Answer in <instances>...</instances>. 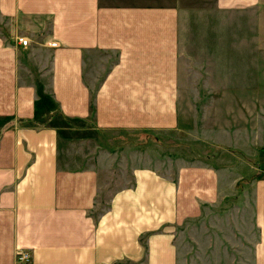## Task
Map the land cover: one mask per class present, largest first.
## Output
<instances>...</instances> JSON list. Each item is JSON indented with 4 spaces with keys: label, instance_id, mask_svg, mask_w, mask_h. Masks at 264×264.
Instances as JSON below:
<instances>
[{
    "label": "crops",
    "instance_id": "crops-1",
    "mask_svg": "<svg viewBox=\"0 0 264 264\" xmlns=\"http://www.w3.org/2000/svg\"><path fill=\"white\" fill-rule=\"evenodd\" d=\"M185 1L0 0V264H177L169 225L232 196L229 165L194 163L179 168L178 212L169 196L157 204L143 186L153 184V172L138 169L136 189L115 192L101 206L105 160L60 166L63 127L53 123L63 116L82 119L89 132L184 127L180 68L191 9ZM212 8L254 10L259 26L264 23V0H216ZM18 35L46 58L40 52L31 63ZM95 58L109 61L100 78L90 77ZM255 84L264 88L261 80ZM40 94L51 97L57 107L51 111L62 117L19 127L21 119L46 120L51 107L36 109ZM251 177H244L255 189L245 197L253 211L249 241L252 261L264 264V177ZM18 249L31 259L18 262Z\"/></svg>",
    "mask_w": 264,
    "mask_h": 264
},
{
    "label": "rangeland",
    "instance_id": "rangeland-1",
    "mask_svg": "<svg viewBox=\"0 0 264 264\" xmlns=\"http://www.w3.org/2000/svg\"><path fill=\"white\" fill-rule=\"evenodd\" d=\"M185 2L191 9L185 16L183 39L187 60L180 68V113L186 117L182 119L184 127L167 131L112 128L89 132L83 130L82 119L70 117L67 121L63 117L53 123L63 127L60 166L74 168L88 159L94 164L99 158L105 160L107 169L102 170L99 178L101 206L115 192L136 189V169L150 170L153 184L145 183L144 190L153 193L160 207L161 199L169 196L176 201L171 210L178 212L181 166L229 165L235 178L232 196L204 208L202 215L169 225L176 244L177 264H254L255 252L249 241L253 235L249 227L253 211L245 197L253 196L255 189L244 177L254 178L264 165V88L255 84L261 80L264 86V23L259 26L254 10L242 14L217 12L212 8L216 0ZM261 14L264 16V11ZM43 35H36L37 40L41 42ZM40 49L29 44L26 58L33 63L40 52L46 58L48 53ZM102 53L100 56L104 57L106 52ZM41 60L44 58L38 60V66ZM107 64L109 61L98 58L91 61L90 77L100 78L106 69L101 66ZM34 66L29 64L31 69ZM21 77L25 75L21 73ZM36 80L43 85L42 80L34 77ZM24 120L19 121V127L51 123L50 119L45 124ZM88 124L94 125V119H88Z\"/></svg>",
    "mask_w": 264,
    "mask_h": 264
},
{
    "label": "trees",
    "instance_id": "trees-1",
    "mask_svg": "<svg viewBox=\"0 0 264 264\" xmlns=\"http://www.w3.org/2000/svg\"><path fill=\"white\" fill-rule=\"evenodd\" d=\"M49 107H51L50 109H48V111H47V113L49 112L50 113V115L49 116H45L46 117V120H48V119H50V120H54V118L57 116V114H58V112H52L51 110H56V104L53 102V100L51 99V97L50 96H48V95H46V94H40V98H39V100H37L36 101V109L37 108H39V109H41V110H44V109H46V108H49ZM58 116L60 117L61 115L60 114H58ZM62 117V116H61ZM64 117V119H66L67 121H69L71 118H69V117H65V116H63ZM62 117V118H63ZM57 118V117H56ZM80 119V118H79ZM46 120H43L44 122H42V123H46ZM52 120V121H53ZM24 121H27V123H30V122H34V121H40V120H38V119H25ZM25 125H28V126H34L33 124H25ZM68 126H70L71 127V125H68ZM59 131H60V133H61V127H59ZM61 135H62V133H61ZM263 169H264V165H263V168H261V171H257L256 172V174H257V177L258 178H262L263 177Z\"/></svg>",
    "mask_w": 264,
    "mask_h": 264
},
{
    "label": "built area",
    "instance_id": "built-area-1",
    "mask_svg": "<svg viewBox=\"0 0 264 264\" xmlns=\"http://www.w3.org/2000/svg\"><path fill=\"white\" fill-rule=\"evenodd\" d=\"M17 40L23 46H28L30 44V39L25 35H18ZM52 46H56L58 43L56 41H52L50 43ZM31 259V254L27 249H18L16 252V260L18 262H27Z\"/></svg>",
    "mask_w": 264,
    "mask_h": 264
}]
</instances>
